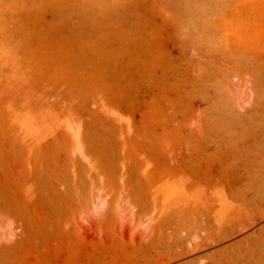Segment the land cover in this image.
<instances>
[{
  "label": "rangeland",
  "instance_id": "374dc122",
  "mask_svg": "<svg viewBox=\"0 0 264 264\" xmlns=\"http://www.w3.org/2000/svg\"><path fill=\"white\" fill-rule=\"evenodd\" d=\"M0 264H264V0H0Z\"/></svg>",
  "mask_w": 264,
  "mask_h": 264
}]
</instances>
